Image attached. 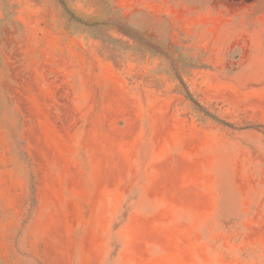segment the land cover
<instances>
[{"label": "rangeland", "instance_id": "rangeland-1", "mask_svg": "<svg viewBox=\"0 0 264 264\" xmlns=\"http://www.w3.org/2000/svg\"><path fill=\"white\" fill-rule=\"evenodd\" d=\"M45 258L264 264V0H0V264Z\"/></svg>", "mask_w": 264, "mask_h": 264}, {"label": "crops", "instance_id": "crops-1", "mask_svg": "<svg viewBox=\"0 0 264 264\" xmlns=\"http://www.w3.org/2000/svg\"><path fill=\"white\" fill-rule=\"evenodd\" d=\"M40 192L41 191H40L39 186L38 185L35 186V189H34V193H35L34 195H35V200H36L35 210L37 208V205L40 206L42 203H44L48 209L47 213L51 215L50 217L51 223L52 222L60 223L58 220H55V215L57 214L56 211H60L59 213H63V206L67 207L71 205L72 203H74L75 205L79 204V209H76V208H74L73 210L65 209L64 212L70 215H73L75 217V220L73 221V227H77L78 224H83L84 222V215H83V209H82L83 198H82L81 193H79L78 191H68V190L63 191V186H59L58 191H45L46 194L44 197H41ZM37 213L38 212H36L35 216H37ZM81 242H82V238H81ZM81 242H80V245H81ZM80 245L77 246L76 244H73V249L69 253L70 261L72 260V258L74 259L76 254L79 252V249L81 252ZM64 253H65V249H63V255ZM58 255H61V253L55 254V256H58ZM44 264H47L46 258H45ZM54 264H57V262Z\"/></svg>", "mask_w": 264, "mask_h": 264}, {"label": "trees", "instance_id": "trees-1", "mask_svg": "<svg viewBox=\"0 0 264 264\" xmlns=\"http://www.w3.org/2000/svg\"><path fill=\"white\" fill-rule=\"evenodd\" d=\"M63 4H64V3H63ZM67 10H69V9L67 8ZM179 81H180L181 84H183V86H184V88H185L186 95L188 96V98H189L190 100L193 101V103L195 104V106H197L198 109L204 111V107H202V106H201V105H200V104H199V103H198V102L192 97V94L188 91V89H187V87H186V85H185L183 79H182V78H179Z\"/></svg>", "mask_w": 264, "mask_h": 264}]
</instances>
